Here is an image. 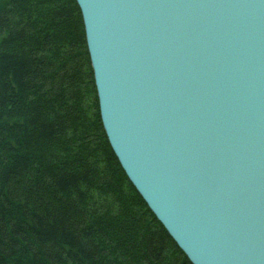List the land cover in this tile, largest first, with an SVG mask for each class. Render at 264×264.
<instances>
[{"label": "water", "instance_id": "1", "mask_svg": "<svg viewBox=\"0 0 264 264\" xmlns=\"http://www.w3.org/2000/svg\"><path fill=\"white\" fill-rule=\"evenodd\" d=\"M127 179L191 264H264V0H75Z\"/></svg>", "mask_w": 264, "mask_h": 264}, {"label": "trees", "instance_id": "2", "mask_svg": "<svg viewBox=\"0 0 264 264\" xmlns=\"http://www.w3.org/2000/svg\"><path fill=\"white\" fill-rule=\"evenodd\" d=\"M0 264H191L110 148L75 0H0Z\"/></svg>", "mask_w": 264, "mask_h": 264}, {"label": "rangeland", "instance_id": "3", "mask_svg": "<svg viewBox=\"0 0 264 264\" xmlns=\"http://www.w3.org/2000/svg\"><path fill=\"white\" fill-rule=\"evenodd\" d=\"M91 199H92V202H94V203L96 202L97 205L102 206V201L99 198H97L96 194H94L93 198H91Z\"/></svg>", "mask_w": 264, "mask_h": 264}]
</instances>
